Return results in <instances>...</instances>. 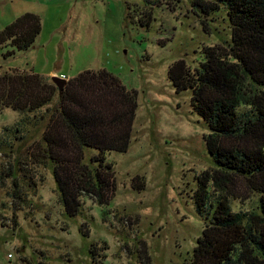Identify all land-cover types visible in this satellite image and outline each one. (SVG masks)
Wrapping results in <instances>:
<instances>
[{"label": "rangeland", "instance_id": "rangeland-1", "mask_svg": "<svg viewBox=\"0 0 264 264\" xmlns=\"http://www.w3.org/2000/svg\"><path fill=\"white\" fill-rule=\"evenodd\" d=\"M27 12L40 16L42 31L13 56H5L10 45L0 47V73L70 79L106 68L137 90L138 108L128 151L106 153L116 177L109 202L84 196L75 217L51 165L30 160L58 97L28 114L0 109V136L9 135L0 144V264H190L206 222L194 193L215 161L191 90L177 92L168 71L180 59L200 66L205 47L231 41L226 7L206 16L192 0H0V30ZM85 151L86 161L97 153ZM258 204V194L232 201L236 209Z\"/></svg>", "mask_w": 264, "mask_h": 264}, {"label": "trees", "instance_id": "trees-1", "mask_svg": "<svg viewBox=\"0 0 264 264\" xmlns=\"http://www.w3.org/2000/svg\"><path fill=\"white\" fill-rule=\"evenodd\" d=\"M192 5L206 16L225 6L231 41L205 47L200 66L180 59L168 71L177 92L191 90L192 107L208 125L206 141L215 161L198 177L194 193L206 222L190 264H264V0H192ZM150 17L143 26L150 25ZM41 31L40 16L27 12L0 30V47H12L6 57L26 51ZM56 97L58 105L47 108L42 140L30 160L51 165L65 212L75 217L84 196L100 205L109 202L116 177L106 153L128 151L138 92L106 68L82 71L62 93L34 70L0 73V109L28 114ZM13 133L17 140L25 137L19 125ZM8 139L0 136V144ZM86 148L97 151L89 161ZM254 194L257 210L233 207V200Z\"/></svg>", "mask_w": 264, "mask_h": 264}, {"label": "water", "instance_id": "water-1", "mask_svg": "<svg viewBox=\"0 0 264 264\" xmlns=\"http://www.w3.org/2000/svg\"><path fill=\"white\" fill-rule=\"evenodd\" d=\"M51 79L58 86L60 93H62L67 80L59 76H52Z\"/></svg>", "mask_w": 264, "mask_h": 264}, {"label": "built area", "instance_id": "built-area-1", "mask_svg": "<svg viewBox=\"0 0 264 264\" xmlns=\"http://www.w3.org/2000/svg\"><path fill=\"white\" fill-rule=\"evenodd\" d=\"M61 77H63V78H66V76H65V75H62ZM10 256H11V254H10Z\"/></svg>", "mask_w": 264, "mask_h": 264}, {"label": "clouds", "instance_id": "clouds-1", "mask_svg": "<svg viewBox=\"0 0 264 264\" xmlns=\"http://www.w3.org/2000/svg\"><path fill=\"white\" fill-rule=\"evenodd\" d=\"M59 77H61V76H59ZM61 78H63V77H61ZM64 79H66V80H67V79H69V78H67V76H66V78H64Z\"/></svg>", "mask_w": 264, "mask_h": 264}, {"label": "crops", "instance_id": "crops-1", "mask_svg": "<svg viewBox=\"0 0 264 264\" xmlns=\"http://www.w3.org/2000/svg\"><path fill=\"white\" fill-rule=\"evenodd\" d=\"M21 70V69H20ZM67 78H69L68 76H67ZM70 78H72V77H70Z\"/></svg>", "mask_w": 264, "mask_h": 264}]
</instances>
